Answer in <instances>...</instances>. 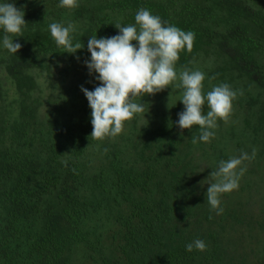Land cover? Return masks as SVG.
<instances>
[{
	"label": "trees",
	"instance_id": "obj_1",
	"mask_svg": "<svg viewBox=\"0 0 264 264\" xmlns=\"http://www.w3.org/2000/svg\"><path fill=\"white\" fill-rule=\"evenodd\" d=\"M0 2H13L27 22L22 36L8 34L22 45L17 53L4 48L0 28V264H264V0H77L72 8L60 0ZM141 7L195 33L192 52L185 47L174 65L175 87L165 97L172 107L156 93L141 94L135 102L143 113L124 121L117 136L92 140L81 86L94 90L100 81L85 63L87 42L119 34L115 23L135 24ZM51 23L72 24V43L84 47L66 52ZM77 62L84 78L70 77ZM185 68L205 74L204 95L221 83L243 90L228 118L232 156L220 140L223 119L214 137L195 144L199 126L181 134L175 124L185 107L177 87ZM209 110L206 101L202 114ZM253 148L255 158L238 166L246 168L239 187L220 194L217 214L200 181L221 160L242 150L251 156ZM203 156L210 169H201ZM196 239L206 250L188 252Z\"/></svg>",
	"mask_w": 264,
	"mask_h": 264
},
{
	"label": "clouds",
	"instance_id": "obj_2",
	"mask_svg": "<svg viewBox=\"0 0 264 264\" xmlns=\"http://www.w3.org/2000/svg\"><path fill=\"white\" fill-rule=\"evenodd\" d=\"M61 7H78L77 0H60ZM24 11L17 8L13 2H0V28L5 35L3 46L11 53H17L22 48L18 42L8 34L22 36V28L26 25ZM139 26V30L137 29ZM119 34L111 37L97 38L93 35L87 42V49L91 59L85 63L90 72L98 73L96 79L101 83L94 90L81 86L91 112L93 131L92 140H102L107 136L115 137L124 129V121L131 120L134 114L144 112V104L135 102L141 94H155L164 90L177 79L174 69L179 60L181 50L192 52L195 33L184 30L162 21L161 17L154 16L148 9L141 7L135 14V24L124 26L115 23ZM52 38L58 46H63L68 53H76L84 44L72 43L70 32L75 31L72 24L67 27L60 23L49 24ZM132 41H138L134 45ZM79 59V57H77ZM182 88L180 101L184 110L178 113L179 119L175 124L179 126L181 134L183 129H191L194 125L200 128L195 144L199 141L208 142L215 133L211 129L217 127V118L228 121L232 112L233 100L237 95H243V90H233L227 83L212 87L206 95L202 94V82L205 74L199 70L185 68L179 74ZM207 101L210 109L202 114V107ZM169 108L170 97H169ZM107 151V149H105ZM257 149L253 148L251 156L241 151L238 157L221 160L218 168L214 169L202 181L201 186L207 182L206 201L217 214H222L220 207V194L231 192L239 187V180L246 168L238 166L243 161L254 159ZM67 166V161L63 162ZM188 218V217H187ZM204 251L207 248L203 240L196 239L186 245L188 252L193 249Z\"/></svg>",
	"mask_w": 264,
	"mask_h": 264
},
{
	"label": "rangeland",
	"instance_id": "obj_3",
	"mask_svg": "<svg viewBox=\"0 0 264 264\" xmlns=\"http://www.w3.org/2000/svg\"><path fill=\"white\" fill-rule=\"evenodd\" d=\"M203 63V62H202ZM70 63H69V61H62L61 63H60V65L59 66H63V68L64 67H68V65H69ZM204 65V64H203ZM73 67V66H72ZM55 68H56V66L54 65V68H53V71L52 72H56V70H55ZM199 69V68H198ZM86 70V67L84 66V64L83 63H81V62H77V64H76V69H75V71H73V73H74V75H72V73H71V76L70 77H72V78H76V77H81V78H84V76L82 75V74H80V71L81 72H84ZM41 75H42V77H40L39 79H40V82H39V84L42 86V88H43V90H44V93L45 92H47V91H45V90H47L48 89V85H47V83H46V75L44 74V73H40ZM37 75H38V73H37ZM88 75V74H87ZM97 75H99L98 73H96L95 74V78H96V76ZM55 77H56V75H54ZM90 78H91V82L92 81H94L95 80V78H94V76H91L90 75ZM2 81V80H1ZM101 83V82H100ZM2 85H3V87L4 86H6L7 85V83L6 82H3L2 81ZM168 88L166 89L165 88V92L164 93H162L161 94V92H157L156 93V95H155V97H157L159 100H164V101H167L169 98H165V97H167L168 96V92L171 90L170 89V87L171 88H174L175 87V84L173 85V86H167ZM171 98V97H170ZM182 110H184V108H182ZM45 111H46V108H43V110L41 111V113L42 114H44L45 113ZM233 121L232 120H228L226 123H225V125H224V127H221V134H220V140H222L223 142H225L226 143V145L228 146L227 148H229V149H231L229 152V154L232 156V154H231V152H234L233 150H234V143H233V141H232V139L231 138H229V130H230V128H231V123H232ZM215 129H219V127L217 126ZM226 135H227V137H226ZM234 140L236 141V139L234 138ZM210 153L212 154V155H214V154H217L215 151H210ZM199 154H200V152H199ZM235 155H237V154H235ZM201 160V159H200ZM211 162V160L210 159H207L206 157H202V160H201V164H202V168L201 169H210V165H209V163ZM259 199L258 200H255V203H254V201H253V210H254V212L257 214V212H259ZM256 235V234H255ZM245 240H244V242H246L250 247L252 246V247H255V245H254V242H252L251 241V239L247 236V234L245 235Z\"/></svg>",
	"mask_w": 264,
	"mask_h": 264
}]
</instances>
